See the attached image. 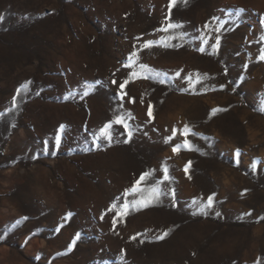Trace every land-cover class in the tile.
Here are the masks:
<instances>
[{
    "label": "rangeland",
    "instance_id": "rangeland-1",
    "mask_svg": "<svg viewBox=\"0 0 264 264\" xmlns=\"http://www.w3.org/2000/svg\"><path fill=\"white\" fill-rule=\"evenodd\" d=\"M262 21L264 0H0V264H264Z\"/></svg>",
    "mask_w": 264,
    "mask_h": 264
},
{
    "label": "snow or ice",
    "instance_id": "snow-or-ice-1",
    "mask_svg": "<svg viewBox=\"0 0 264 264\" xmlns=\"http://www.w3.org/2000/svg\"><path fill=\"white\" fill-rule=\"evenodd\" d=\"M172 4L175 3V0H171ZM262 24H264V21L261 22ZM179 25H175V24H169L167 28H164L162 29V31H168L169 28H175V27H178ZM175 37H169V39H174ZM219 43V37H217V45ZM153 44V41H147L144 45V47H151ZM217 45H213V47L215 48ZM201 51H203V49H200ZM137 58V52L133 51L132 53H130L129 55V61L131 63H134L135 62V59ZM259 59L261 60H264V48L260 49V54H259ZM131 63L127 66H131ZM140 67L142 69H146L147 66L146 65H143L141 64ZM132 76H136V73L133 72L131 74ZM177 75H179V73H177ZM147 78V77H145ZM199 80L196 81V83H198ZM113 83H115V81H113ZM128 81H125L124 84H121L120 85V88L123 89L125 84H127ZM161 83H163V81H161ZM189 83L190 85L192 84V81L191 79L189 78ZM26 87V85H25ZM19 92V90H17ZM85 95H87V91L84 93ZM121 99H123V95H121ZM13 106H15V97H13ZM149 111H148V115L149 117L151 118L152 116V106L149 105ZM217 111H220V109H213V113L217 112ZM262 111H264V109H262ZM116 123H120V124H123L124 121H123V118L121 117H117L116 119ZM111 125H105L104 128L101 130L102 134L109 137L110 138V132L108 131L110 129ZM125 129L127 130V125L125 124ZM176 129H173L172 132H173V135L176 134ZM190 133V129L188 128L187 125L184 126V129L183 131L180 133L181 135H184L185 137H187V135ZM131 135V133L129 132V136ZM172 137H168L166 138V141L171 139ZM56 143L57 145H59L60 143V137L59 135H57V138H56ZM186 149L188 150H191V145L189 144L188 140L185 139L184 141V145H183ZM181 147V145H176L175 147H173V153H176L179 148ZM236 155L239 156V150H237L236 152ZM191 162H189V165H190ZM187 165L185 167V172L187 173ZM255 163H253L252 165V168L253 170H255ZM163 173H164V180H167L168 179V175H167V168H163L162 169ZM150 174L149 173H143L141 174V176L139 177L138 180L135 181V183L133 184V186L126 190V194H130V193H138V192H142L143 189L140 188V185L142 182H144L146 180V178L149 176ZM160 181H157L155 185H153L152 187H150L149 189H147L149 195L148 197L145 199V198H141V200H138V201H133L132 202V207L136 208L137 205L139 206H142V207H147L149 204H151L153 201L155 200H158L159 197L162 195V192H161V189H160ZM204 207H207V208H211L212 207V197L209 196L208 197V200H207V203L204 205ZM128 208V205L125 204L124 205V209H125V212L122 213V214H126V210ZM138 210V208H137ZM217 215H219V213H217ZM22 219H26V217L22 218ZM17 223H19V221H17ZM56 231H59V228L56 229ZM164 235H167V233H165ZM79 239V233L76 234V236L73 238V241H72V245L75 244L76 240ZM133 239H135V237H133ZM157 239H163V236H160V237H157ZM72 245H69V251H71V248H72Z\"/></svg>",
    "mask_w": 264,
    "mask_h": 264
}]
</instances>
